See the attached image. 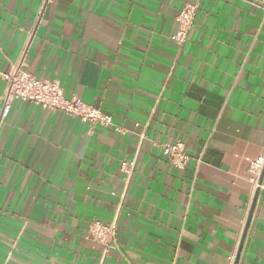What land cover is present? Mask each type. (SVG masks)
I'll use <instances>...</instances> for the list:
<instances>
[{"label": "crops", "instance_id": "0c3cea01", "mask_svg": "<svg viewBox=\"0 0 264 264\" xmlns=\"http://www.w3.org/2000/svg\"><path fill=\"white\" fill-rule=\"evenodd\" d=\"M21 63L122 132L19 101L3 117ZM178 141L183 171L160 147ZM262 155V0H0V264H234L250 215L237 264H264ZM115 219L105 253L88 225Z\"/></svg>", "mask_w": 264, "mask_h": 264}, {"label": "built area", "instance_id": "2783aa9c", "mask_svg": "<svg viewBox=\"0 0 264 264\" xmlns=\"http://www.w3.org/2000/svg\"><path fill=\"white\" fill-rule=\"evenodd\" d=\"M264 8V0H262ZM198 5L185 6L177 16V26L171 36V41L177 46H182L188 39L198 15ZM5 81L3 94V117H6L14 102L31 103L47 111L61 112L67 116L76 117L88 123L92 128L113 127L115 131L122 132L115 124L112 115L95 108L73 97L67 98L63 87L58 81L38 79L32 73L22 67V63L12 68L9 73L2 74ZM167 162L178 170H185L190 157L186 152L182 141L160 145ZM134 163H122L121 170L130 175ZM264 169V155L259 157L250 166V182L253 194L263 188L261 175ZM118 235L117 220L105 224L100 221H92L88 225L86 239L101 244L108 253L116 244ZM236 258V257H235ZM233 259V261L235 260Z\"/></svg>", "mask_w": 264, "mask_h": 264}, {"label": "water", "instance_id": "95a60500", "mask_svg": "<svg viewBox=\"0 0 264 264\" xmlns=\"http://www.w3.org/2000/svg\"><path fill=\"white\" fill-rule=\"evenodd\" d=\"M263 176H264V169H263V172H262V175H261V183H262V181H263ZM258 195H259V190H257L256 193H255L254 204H255L256 201H257ZM250 219H251V215H250V217H249V219H248V222H247V225H246L245 235H244V237H243L242 244H241V246H240V250H239V252H238V255H237V257H236V260H235V263H234V264H237V263H238V259H239V256H240L241 249H242V247H243V242H244V240H245V236H246L247 228H248V226H249Z\"/></svg>", "mask_w": 264, "mask_h": 264}]
</instances>
